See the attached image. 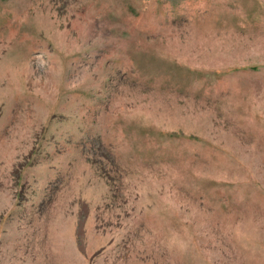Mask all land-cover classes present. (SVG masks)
I'll return each mask as SVG.
<instances>
[{
	"label": "rangeland",
	"instance_id": "obj_1",
	"mask_svg": "<svg viewBox=\"0 0 264 264\" xmlns=\"http://www.w3.org/2000/svg\"><path fill=\"white\" fill-rule=\"evenodd\" d=\"M0 264H264V0H0Z\"/></svg>",
	"mask_w": 264,
	"mask_h": 264
}]
</instances>
